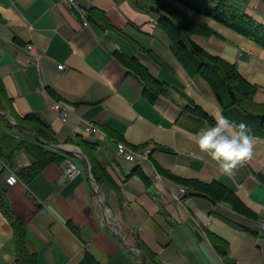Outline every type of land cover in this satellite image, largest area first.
<instances>
[{
	"label": "crops",
	"instance_id": "crops-1",
	"mask_svg": "<svg viewBox=\"0 0 264 264\" xmlns=\"http://www.w3.org/2000/svg\"><path fill=\"white\" fill-rule=\"evenodd\" d=\"M229 1L264 24V0ZM144 3L80 0L89 14L85 24L64 0H0L4 112L16 122L34 116L53 130L57 144L81 150L95 179L93 165L99 166L101 195L85 163L56 147L64 161L29 183L19 178L8 186L1 177L26 224L27 247L37 264H264V136L249 133L253 154L231 175L200 151L198 135L229 117L210 83L172 49L160 14ZM173 3L214 31L191 38L236 64L257 88L254 101L264 104V46ZM30 43L41 54L40 68L25 51ZM54 101L68 107V121ZM90 123L98 133L88 131ZM4 129L20 139L36 133ZM120 142L136 152L135 160L119 155ZM67 160L84 172L61 182ZM31 163L22 151L11 166L18 173ZM181 189L187 190L182 202ZM20 260L14 228L0 209V264Z\"/></svg>",
	"mask_w": 264,
	"mask_h": 264
},
{
	"label": "trees",
	"instance_id": "trees-1",
	"mask_svg": "<svg viewBox=\"0 0 264 264\" xmlns=\"http://www.w3.org/2000/svg\"><path fill=\"white\" fill-rule=\"evenodd\" d=\"M149 10L160 14V25L167 31L172 49L181 58L186 68L194 75H200L212 86L227 116L236 124L244 123L248 133L264 136V104L254 101L257 88L248 82L239 72L236 64H232L220 56L210 55L191 38L194 34L211 36L214 31L204 23L190 16L173 2H180L195 12L204 13L220 23L242 33L264 46V24L245 12L229 0H142ZM121 58H123L121 56ZM136 70L146 80H150L146 72L136 66ZM149 91V87H146ZM4 97V85L0 78V99ZM4 106L0 102V157L10 165L24 151L32 160L30 166L23 167L17 173L18 177L29 183L40 175L50 164L62 163L64 157L53 146L57 144L55 133L47 125L34 116L17 120L19 125L7 120L2 112ZM8 130L26 132L27 128L36 132L42 140L33 134H26V139H20ZM93 174L100 181L95 173ZM0 173V209L9 219L14 228V240L20 254L21 264H37L35 256L27 247V227L13 211L7 196V190ZM231 201L236 196L229 194Z\"/></svg>",
	"mask_w": 264,
	"mask_h": 264
},
{
	"label": "clouds",
	"instance_id": "clouds-1",
	"mask_svg": "<svg viewBox=\"0 0 264 264\" xmlns=\"http://www.w3.org/2000/svg\"><path fill=\"white\" fill-rule=\"evenodd\" d=\"M197 145L216 161L225 175H231L238 165L245 163L253 154V139L244 123L236 124L222 117L197 138Z\"/></svg>",
	"mask_w": 264,
	"mask_h": 264
},
{
	"label": "built area",
	"instance_id": "built-area-1",
	"mask_svg": "<svg viewBox=\"0 0 264 264\" xmlns=\"http://www.w3.org/2000/svg\"><path fill=\"white\" fill-rule=\"evenodd\" d=\"M66 5L71 10H79L80 17L82 18L83 22L85 24H89V14L88 11L84 8L80 7V0H64ZM25 51L28 53L30 57V62L38 66L40 68V59L41 54L36 48V46L33 43L27 44L25 46ZM62 68H66L65 65H62ZM52 108L54 111H56L60 117L63 119V121L69 120L70 110L66 105H64L61 101H54ZM88 131L92 133H98L99 129L97 126H95L93 123H90L88 126ZM151 148L149 147L147 152L145 153L144 157H147V155L151 152ZM118 153L120 156L125 157L130 160H135L136 158V152H134L131 148L126 146V144L120 142L118 143ZM84 171L73 161L67 160L64 163L63 168V174L61 176V182H65L68 179H73L76 176L82 174ZM0 173L2 176H5V183L8 186H12L17 184L20 179L16 173V171L12 168V166L3 158L0 157ZM187 196V190L181 189L178 194H176V198L182 202L185 197ZM36 203H41L40 200L37 198L35 199ZM43 211H47L46 207L42 208Z\"/></svg>",
	"mask_w": 264,
	"mask_h": 264
},
{
	"label": "water",
	"instance_id": "water-1",
	"mask_svg": "<svg viewBox=\"0 0 264 264\" xmlns=\"http://www.w3.org/2000/svg\"><path fill=\"white\" fill-rule=\"evenodd\" d=\"M2 114H3V116L7 120L11 121L13 124L19 125V123L16 122L14 120V118L10 114H8L7 112H2ZM34 135H35L36 138L42 140L37 133H34ZM53 146L56 147V148H58V149H60V150H64V151H66L68 153H72V154L78 156L85 163V165L87 166L88 171L91 174V164L89 162V159L87 158V156L81 150H79V149H72V148H69V147L67 148L66 146H62V145H59V144H54ZM91 177H92V182L96 186V190L98 192V195H101V187H100L98 181L93 177L92 174H91ZM100 203H101V209H102V211L105 214L106 221L110 224V226H112L113 228H115L119 232V236H120L121 240H123V235L121 234V229L116 224H114V223H112L110 221L109 217L107 216V212H106L104 203H103V201L101 199H100ZM141 254L144 255L143 252H141Z\"/></svg>",
	"mask_w": 264,
	"mask_h": 264
}]
</instances>
